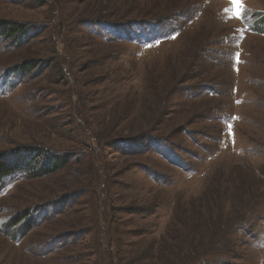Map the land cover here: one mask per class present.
<instances>
[{
    "label": "rangeland",
    "instance_id": "1",
    "mask_svg": "<svg viewBox=\"0 0 264 264\" xmlns=\"http://www.w3.org/2000/svg\"><path fill=\"white\" fill-rule=\"evenodd\" d=\"M0 31V264H264V0H0Z\"/></svg>",
    "mask_w": 264,
    "mask_h": 264
},
{
    "label": "trees",
    "instance_id": "2",
    "mask_svg": "<svg viewBox=\"0 0 264 264\" xmlns=\"http://www.w3.org/2000/svg\"><path fill=\"white\" fill-rule=\"evenodd\" d=\"M4 31L8 32L10 35H18V36L25 35L27 33V26H20L17 23H15V25L13 26L12 25L6 26ZM4 31L3 32L0 31V36L5 34ZM33 67L31 66L26 67L24 70L25 73L31 72ZM40 157L43 160V164L38 169H40L42 172L51 173L59 168V166L56 164V161L54 160L55 158L53 155L48 156V154L42 153L39 156H37L36 159ZM16 171L18 170L15 166H9L4 160L0 159V188L2 187L1 185H3L5 179L13 176L16 173ZM191 259H192V255L191 256L186 255V257L185 256L182 257V260L184 261L185 264L191 262L192 261Z\"/></svg>",
    "mask_w": 264,
    "mask_h": 264
}]
</instances>
